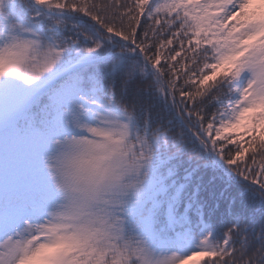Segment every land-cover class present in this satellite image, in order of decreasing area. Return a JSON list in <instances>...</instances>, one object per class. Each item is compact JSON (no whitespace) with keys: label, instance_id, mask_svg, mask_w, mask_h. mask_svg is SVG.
Returning <instances> with one entry per match:
<instances>
[{"label":"snow or ice","instance_id":"snow-or-ice-1","mask_svg":"<svg viewBox=\"0 0 264 264\" xmlns=\"http://www.w3.org/2000/svg\"><path fill=\"white\" fill-rule=\"evenodd\" d=\"M264 264V0H0V264Z\"/></svg>","mask_w":264,"mask_h":264},{"label":"rangeland","instance_id":"rangeland-1","mask_svg":"<svg viewBox=\"0 0 264 264\" xmlns=\"http://www.w3.org/2000/svg\"><path fill=\"white\" fill-rule=\"evenodd\" d=\"M189 264H195V260L190 261Z\"/></svg>","mask_w":264,"mask_h":264}]
</instances>
